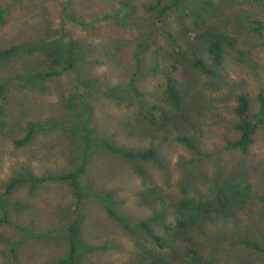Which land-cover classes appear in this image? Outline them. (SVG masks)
<instances>
[{
  "label": "rangeland",
  "instance_id": "obj_1",
  "mask_svg": "<svg viewBox=\"0 0 264 264\" xmlns=\"http://www.w3.org/2000/svg\"><path fill=\"white\" fill-rule=\"evenodd\" d=\"M156 1L0 0V50L38 45L0 60V214L7 211L20 228L0 224V264H59L72 219L65 185L46 183L30 195L23 184L4 199L7 182L80 167L79 264H264L256 249L264 247V127L246 152L227 149L238 138L237 96L246 95L257 112L264 90V35L252 32L254 22L264 23V0H180L195 21L169 11L164 25L187 75L174 82L182 97L177 111L166 100L165 76L152 69L155 60L168 70L173 54L149 10ZM211 38L223 39L218 64L208 56ZM53 41L58 65L40 51L41 42ZM71 57L72 69L59 77L21 78L59 69ZM29 128L31 141L16 147ZM152 149L159 163L121 154ZM180 220L186 233L175 226ZM184 237L194 241V259Z\"/></svg>",
  "mask_w": 264,
  "mask_h": 264
},
{
  "label": "trees",
  "instance_id": "obj_2",
  "mask_svg": "<svg viewBox=\"0 0 264 264\" xmlns=\"http://www.w3.org/2000/svg\"><path fill=\"white\" fill-rule=\"evenodd\" d=\"M163 0H157L154 6H150L149 10L157 12V20L156 26L158 32L164 37L167 44L169 45L170 49L172 50V58L170 67L166 71H162L158 69V64L154 60L152 69L157 70L165 76L166 84H165V95L166 100L171 106L173 110H179L182 106V97L179 90L176 88L174 82L177 81H184L187 77L184 67L181 64V52L176 51L178 49L177 43L172 35L166 30L164 25V21L166 16L168 15L169 11H177L180 15L190 18L192 21L198 19V17L193 16L187 12V10L181 5L180 0H173L171 5L161 6ZM256 27L252 30V32L257 35L258 37H263L264 35V23L262 22H254ZM222 42L223 39L221 38H211L208 41V56L213 60L215 64H218L221 57H222ZM42 55L47 56L50 58L51 63H55L58 65L59 60V53H60V45L58 41L53 42H41ZM38 48V45H23L19 47H10L8 49L0 50V60L1 59H8L12 56H15L21 52H29L33 53ZM141 49L140 46L137 47ZM157 57V55H155ZM140 64V58L138 54H136V70L138 69ZM73 67V57L69 59L68 64L62 65L59 69H52L46 71L44 73H37L32 76H23L22 79L25 80H45L49 78L59 77L65 72L71 70ZM5 92L4 84H0V96H2ZM138 95V93H136ZM257 103L259 105V110L257 112L252 111L250 107L249 99L246 95L240 94L236 98V104L234 106V114L237 117V122L234 125V130L238 133V138L234 141L228 142L227 149H238L242 152H246L248 147L252 144L254 135L256 131L264 127V90L260 87L257 96H256ZM154 107H147L146 112L147 114L152 117L153 116ZM34 130L33 128H29L26 132L25 136L21 139L15 140L13 143L16 147H23L27 145L33 136ZM177 141L187 145L188 147H193L192 143L189 139L185 137H177ZM103 145L108 149L113 151V148L107 144L103 143ZM121 154L130 160L134 161H143V162H157L159 163L158 155L156 150H147V151H135V152H121ZM83 172V167L76 169L73 172L69 173H61L58 175H48L45 177H38L32 175H25L20 176L19 178H12L10 179L6 186H4V190L1 196L4 199L10 198L13 192L23 184L26 185L27 192L30 195H33L39 187L44 186L46 183H53V184H63L68 188V191L71 195L73 200V204L71 206V214L72 219L66 223L65 229L67 232V254L66 257L59 261V264H79L78 263V249H79V227L82 220V191L79 189V185L77 182V178L79 174ZM216 201L219 207L223 210L227 208V200L222 194H219L216 198ZM104 209L108 213L110 217H113L121 226L128 229L130 225L128 220L122 216L116 215L112 209L110 208L109 204L107 205L104 202ZM0 224L6 225H14L15 228L20 230V228L13 223V221L9 218L8 212H3L0 214ZM139 227H142L143 230L151 237V239L155 242V245L158 248H161L160 239L154 235L148 224L145 222H141L137 224ZM176 228L183 234L187 232L188 224L185 220L177 221ZM182 244L187 249L191 258L194 259L196 256L195 244L194 241L190 237H184L182 239ZM244 246L247 243L242 242ZM251 246V245H249ZM255 247L254 245H252ZM259 253H261L263 262H264V247L256 248ZM13 251V250H12Z\"/></svg>",
  "mask_w": 264,
  "mask_h": 264
}]
</instances>
